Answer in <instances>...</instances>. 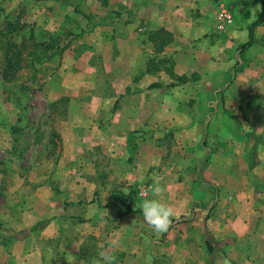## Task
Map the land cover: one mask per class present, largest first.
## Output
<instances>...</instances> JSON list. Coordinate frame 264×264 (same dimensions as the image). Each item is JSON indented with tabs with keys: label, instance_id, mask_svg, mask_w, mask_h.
Listing matches in <instances>:
<instances>
[{
	"label": "crops",
	"instance_id": "0c3cea01",
	"mask_svg": "<svg viewBox=\"0 0 264 264\" xmlns=\"http://www.w3.org/2000/svg\"><path fill=\"white\" fill-rule=\"evenodd\" d=\"M18 18L54 43L36 69L55 136L40 167L0 168V264L112 242L116 264H264V0H0V29ZM154 184L164 234L139 207Z\"/></svg>",
	"mask_w": 264,
	"mask_h": 264
},
{
	"label": "rangeland",
	"instance_id": "374dc122",
	"mask_svg": "<svg viewBox=\"0 0 264 264\" xmlns=\"http://www.w3.org/2000/svg\"><path fill=\"white\" fill-rule=\"evenodd\" d=\"M28 33L27 31L26 35ZM0 41H2L1 35ZM4 42H0V69L5 53ZM32 50V47L24 50V58ZM43 86L38 72L25 63L10 81L2 79L0 74L1 169L10 164L13 167L29 168L34 165L40 167L41 164L46 163L39 159L32 160L35 155L38 156L39 153L43 154L48 150L43 141H47L49 136H55V122L53 123L55 119L49 115L50 103L44 96ZM54 148L57 152V145ZM12 151L18 157L16 160L8 159Z\"/></svg>",
	"mask_w": 264,
	"mask_h": 264
},
{
	"label": "trees",
	"instance_id": "16d2710c",
	"mask_svg": "<svg viewBox=\"0 0 264 264\" xmlns=\"http://www.w3.org/2000/svg\"><path fill=\"white\" fill-rule=\"evenodd\" d=\"M258 24V21L253 23V27ZM4 28L0 29V35L4 42L5 53L2 62L0 74L2 79L10 81L23 68L24 63L34 68L37 72L36 64L44 62L50 57V50L54 48V43L38 42L35 38L34 29L28 24L23 23L18 18L16 21L6 19ZM29 32L26 35V32ZM32 47L33 50L27 53L24 58V50Z\"/></svg>",
	"mask_w": 264,
	"mask_h": 264
},
{
	"label": "clouds",
	"instance_id": "9594fccd",
	"mask_svg": "<svg viewBox=\"0 0 264 264\" xmlns=\"http://www.w3.org/2000/svg\"><path fill=\"white\" fill-rule=\"evenodd\" d=\"M258 159L264 160V157L258 155ZM150 192L152 198H144L139 205L143 218L156 234L167 233L173 224V218H179L177 210L173 205L160 198L163 192L161 186L152 185ZM117 246L116 242H112L107 248L101 249L97 254L98 258H94L92 264H116V256L109 249Z\"/></svg>",
	"mask_w": 264,
	"mask_h": 264
},
{
	"label": "built area",
	"instance_id": "2783aa9c",
	"mask_svg": "<svg viewBox=\"0 0 264 264\" xmlns=\"http://www.w3.org/2000/svg\"><path fill=\"white\" fill-rule=\"evenodd\" d=\"M217 29L224 31L234 24L235 18L230 9L221 7L216 13Z\"/></svg>",
	"mask_w": 264,
	"mask_h": 264
}]
</instances>
